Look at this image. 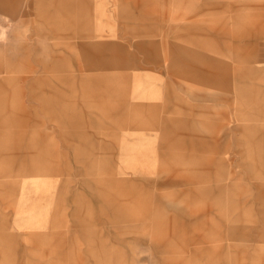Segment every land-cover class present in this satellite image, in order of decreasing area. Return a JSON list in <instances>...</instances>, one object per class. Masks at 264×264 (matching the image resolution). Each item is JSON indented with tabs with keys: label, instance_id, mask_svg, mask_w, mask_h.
<instances>
[{
	"label": "rangeland",
	"instance_id": "1",
	"mask_svg": "<svg viewBox=\"0 0 264 264\" xmlns=\"http://www.w3.org/2000/svg\"><path fill=\"white\" fill-rule=\"evenodd\" d=\"M262 47L264 0H0V264H264Z\"/></svg>",
	"mask_w": 264,
	"mask_h": 264
},
{
	"label": "crops",
	"instance_id": "2",
	"mask_svg": "<svg viewBox=\"0 0 264 264\" xmlns=\"http://www.w3.org/2000/svg\"><path fill=\"white\" fill-rule=\"evenodd\" d=\"M257 56L260 57L259 59H261V57H262V59H264V47L261 48V52L258 53ZM257 56L253 54V61L255 63H257L259 61V59L257 58ZM179 74L181 75L180 72H177L175 74V76H179ZM186 79L190 80V78H186ZM174 93H176L178 99H182V96H181V94L179 92H170L167 89V95H166L167 98L164 99L161 103H156V104L153 105V107H151V108H154L155 109V111H152V112H155V113L156 112H159V111L161 112V114L160 113H156L154 115V119L150 122V124H151V126L154 129H160V131L162 132V134L165 133V127H169V126H172V125H177V126H180L181 125L182 127L183 126H186V125H190V124H188V122L186 120H180V119L177 120V119H174V118H172L170 116L162 115L164 113L169 112L174 107V106H172V103L168 102V99H170L171 95H173ZM183 100L184 99H182V101ZM192 108H193V106L191 105L190 106V109H189V113L190 114L193 112L192 111ZM26 109L27 108L25 107V110ZM131 109H133V108L132 107H129V110H131ZM124 121H126V124L120 123V124L116 125V127L117 128H121V127H124L125 126L124 129H126V127L128 129V128L133 127V125H135V126H141V125H137L138 123H136L135 121H130V119L129 120H124ZM142 127H146V125L145 126H142ZM138 128H141V127H138ZM150 185L151 184L147 183V186L148 187ZM157 185H158V183L156 184V186Z\"/></svg>",
	"mask_w": 264,
	"mask_h": 264
}]
</instances>
